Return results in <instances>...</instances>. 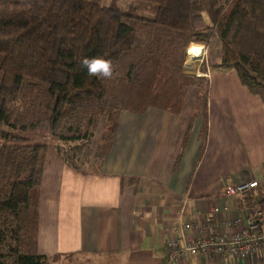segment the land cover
I'll return each instance as SVG.
<instances>
[{
    "label": "trees",
    "instance_id": "trees-1",
    "mask_svg": "<svg viewBox=\"0 0 264 264\" xmlns=\"http://www.w3.org/2000/svg\"><path fill=\"white\" fill-rule=\"evenodd\" d=\"M212 40L217 67L264 106V0H0V264H52L37 253L49 144L27 134H45L74 171L99 173L122 112L178 114L194 87L204 140L208 81L182 65L191 44ZM85 56L110 59L112 78L90 77Z\"/></svg>",
    "mask_w": 264,
    "mask_h": 264
},
{
    "label": "crops",
    "instance_id": "crops-1",
    "mask_svg": "<svg viewBox=\"0 0 264 264\" xmlns=\"http://www.w3.org/2000/svg\"><path fill=\"white\" fill-rule=\"evenodd\" d=\"M219 61L211 67L219 69ZM197 95L191 87L178 114L122 112L99 173L76 172L49 149L37 199V253L52 264L65 255L104 264H167L165 243L180 220L208 219L222 203L232 217L235 209L257 207L256 196L264 198L261 100L233 71H211L202 140ZM250 180L259 183L251 195L216 199L223 187ZM181 264H264V250L247 260L197 255Z\"/></svg>",
    "mask_w": 264,
    "mask_h": 264
},
{
    "label": "built area",
    "instance_id": "built-area-1",
    "mask_svg": "<svg viewBox=\"0 0 264 264\" xmlns=\"http://www.w3.org/2000/svg\"><path fill=\"white\" fill-rule=\"evenodd\" d=\"M201 49L197 51L198 57H192L187 50L188 57L199 58ZM209 75L210 70L207 69L200 76L209 79ZM258 186L256 180L225 186L215 194L216 199L234 201L251 195ZM253 202L257 207L239 211L235 209L237 213L234 217L230 214L229 206L222 203L211 210L208 219L201 217L200 220H193L186 217L180 220L175 234L165 243L167 264H181L197 255L247 260L256 252L264 250V198L256 196Z\"/></svg>",
    "mask_w": 264,
    "mask_h": 264
},
{
    "label": "rangeland",
    "instance_id": "rangeland-1",
    "mask_svg": "<svg viewBox=\"0 0 264 264\" xmlns=\"http://www.w3.org/2000/svg\"><path fill=\"white\" fill-rule=\"evenodd\" d=\"M109 0H106V2ZM124 0H122V3ZM204 26V23L197 24V28H202ZM200 46L203 49H201L202 53L199 58L196 59H190L187 55V50L188 54H190L192 57H198V55L195 52L196 49H199L195 47L194 45ZM191 44L188 49L186 50V59L185 62L182 65V72L184 74H196L197 76H200L203 74L201 68L203 67L205 71L208 69L212 72H215V74H224V75H231L232 71L229 68H216L215 66L211 67V64L213 61H216V57L219 58V53H220V43L216 40H212L209 42V44H198V43H193ZM196 60V61H195ZM216 65V63H215ZM208 81V86H209V79L205 78ZM198 90V89H197ZM209 94V90L208 93ZM201 97V92L198 91V101L200 100ZM208 98H206L207 100ZM200 102V101H199ZM207 106H208V100L206 101ZM103 121L101 125L103 126ZM100 125V126H101ZM100 129V127H99ZM98 131V130H97ZM97 136H99V132H96ZM30 137L35 138L36 140H39L41 142H44L46 144H49V147L47 148L46 155L49 149H53L51 146V142L48 141L47 137L45 134H41L40 132H30L27 134ZM93 150L96 148L95 143L92 144L91 147ZM54 150V149H53ZM55 152V151H54ZM56 154V153H55ZM36 193L37 191L32 192V204L34 205L36 201ZM38 195V194H37ZM59 264H104L103 260H98V259H85L81 257L80 255H65L63 256L62 259H60Z\"/></svg>",
    "mask_w": 264,
    "mask_h": 264
},
{
    "label": "clouds",
    "instance_id": "clouds-1",
    "mask_svg": "<svg viewBox=\"0 0 264 264\" xmlns=\"http://www.w3.org/2000/svg\"><path fill=\"white\" fill-rule=\"evenodd\" d=\"M81 67L86 69L90 77H102L111 79L113 76V64L110 59L101 56L82 57L80 60Z\"/></svg>",
    "mask_w": 264,
    "mask_h": 264
},
{
    "label": "bare ground",
    "instance_id": "bare-ground-1",
    "mask_svg": "<svg viewBox=\"0 0 264 264\" xmlns=\"http://www.w3.org/2000/svg\"><path fill=\"white\" fill-rule=\"evenodd\" d=\"M198 50H199V49H196L194 53L198 54V53H197Z\"/></svg>",
    "mask_w": 264,
    "mask_h": 264
}]
</instances>
